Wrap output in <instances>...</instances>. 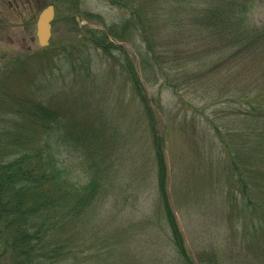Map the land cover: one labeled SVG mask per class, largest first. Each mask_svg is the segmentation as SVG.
<instances>
[{
	"label": "rangeland",
	"instance_id": "obj_1",
	"mask_svg": "<svg viewBox=\"0 0 264 264\" xmlns=\"http://www.w3.org/2000/svg\"><path fill=\"white\" fill-rule=\"evenodd\" d=\"M50 4L55 8L52 39L42 48L37 20ZM215 5L225 6L221 17L235 28L232 42L245 40L240 48L254 41H248L249 36L263 33L259 31L264 28V0H0V133L40 132L33 145H43L46 129L39 128L40 116L29 112L19 126L14 124L19 119L14 111L22 102L27 107L29 102L52 106L70 143L61 159L77 187L88 183L92 174L84 158L93 159L100 148L114 146L107 150L111 174L120 171L123 163L122 174L132 177L142 172L141 177L150 183L140 186L138 207L131 201L114 204V196L104 192L99 219L87 214L82 221L85 245L80 250L68 245L55 260L44 259L46 264H87L95 249L94 228L115 224L110 231L114 238L125 227V215L140 216L141 209L151 212L156 172L150 166L155 164L156 142L163 144L171 205L196 264L209 261L203 262L197 253L203 245L214 258L221 254L208 252V244L228 253L227 264H264L263 238H248L246 233L262 225L253 223L252 209H244V215L238 212L241 187L237 180L235 186L231 183L227 162L234 141L239 147L250 132L251 119L258 117L253 108L264 99V57L254 62H247L249 57L225 61L236 52L237 44L228 43L229 32L219 34L208 27L211 22L205 18ZM96 32L108 36L106 51L93 42ZM146 53L151 63L144 69ZM10 142L0 143V162L14 158L4 155L15 145ZM79 147L83 157L71 150ZM144 162L149 168L143 167ZM217 187L219 193L212 195ZM13 204L8 202L11 208ZM234 204L237 210L232 209ZM223 210L228 222L217 227ZM211 215L215 226L208 238L206 223ZM23 221L21 213L6 210L0 215V264H26L22 248L15 243V230L27 227ZM51 221L45 231L49 248L65 240L68 228H73L70 239L74 241L77 224L72 216L62 227ZM159 234L157 228L151 240ZM115 240L107 264H121L119 259L130 257L120 240ZM128 240L130 234L123 239ZM153 247L144 243L133 250L145 261L153 256ZM78 251L82 260L77 258Z\"/></svg>",
	"mask_w": 264,
	"mask_h": 264
},
{
	"label": "trees",
	"instance_id": "obj_2",
	"mask_svg": "<svg viewBox=\"0 0 264 264\" xmlns=\"http://www.w3.org/2000/svg\"><path fill=\"white\" fill-rule=\"evenodd\" d=\"M210 9L212 15L205 18L207 22H211L207 24L208 27L212 29L216 28L219 34L229 32L231 40L228 43L232 44V46L235 43L237 44L236 52L232 53L225 61L231 59L238 61L242 57H249L247 62H254L259 57H264V43L260 42V40L264 41V28L259 31H263V33L248 37V41L254 40L257 44L254 41H250L247 46L240 48V46H243L242 43H245V40L239 39L232 42V38L236 34L235 28H232L230 23L226 24V21L227 23L229 22L227 17L225 19L221 17L223 12H225V6L215 5ZM94 32L90 31V33ZM95 34L96 37L93 38V42L96 46L103 48L105 51L109 49L110 44L107 43L108 36L102 32H96ZM223 37L227 38V36ZM222 44L226 46L227 41L223 39ZM142 59H144V69L149 68L148 65L151 63L149 61L150 54H143ZM201 60L203 61L202 63H206L204 59ZM188 62L185 61L184 63ZM25 104L27 105L26 102H22V106H18V109L14 111L19 117L18 122H14V124L20 126L22 124L21 118L29 112L35 117L40 116L38 125L39 128L46 129V139L43 145H33L37 141L40 132L37 135L26 131L11 135L9 133L12 131L0 133V143L11 144V139L12 143L15 144L13 147H10L13 149L10 150L8 148V151L6 150L4 154L8 157L12 155L14 158L8 161L4 159L0 162V212L4 214L7 210L8 212L21 213L23 215V222L27 227L15 230L18 233L15 243L22 248L21 253L25 255L26 264H46L44 259L50 260L54 258L55 260L57 256L64 253L68 245L72 244L73 248H78V250L85 245V243L83 245V238L80 232L82 231V221L87 214H92L95 217L98 216L99 219L102 215V208L105 206L104 192L107 191L114 196V204L118 205L120 200H123L127 203L131 201L134 204L133 206L138 207L140 202V186L147 187V184L149 185L150 183H148L149 181L145 182V178L141 177L142 172L140 171L139 174L134 173L132 177L122 174L123 163H121L120 171L115 170L111 174L112 170L110 169L112 164L108 163L107 157L109 154L107 150L109 148H116L114 146L109 148L104 147V149L100 148L93 159L87 160V158H84L92 174L88 183L77 187L76 182H71L68 176V169H66L67 165L61 159L66 149L70 148V143L68 144L65 141V132L59 128L61 122L60 114L52 106H43L29 102L30 105L27 107ZM260 104L255 105L253 108V111L258 113V117L256 116L251 119L250 132L244 135L243 143L239 142V147H237V141H234L235 146L230 149L231 156H229L227 162L228 176L230 180H233L231 183L235 186V181H238L242 195L240 208L237 204H234L232 209L237 210L239 208L238 212L243 215L246 214L244 213V209H252L253 223L257 222L262 226L257 230H247V237L263 238L264 241V99L260 101ZM23 109H26V112ZM21 112L23 113L18 115ZM155 144V164L150 166V168H153L154 172H156V178L153 182L155 184L156 198L150 203V209L152 204L151 212L141 209L140 216L135 215L132 217L131 213L128 216L125 215L123 218L125 227L115 234L114 238L111 236L110 231L115 224L107 221L109 225L106 223L103 229L97 230L94 228L92 236L95 249L89 255L87 264H107L112 260V245L116 241L115 239L120 240L121 247L127 249L125 250L126 254L130 253L129 258L124 257L119 259L121 264H151L149 263L150 260L153 261V264H196L187 251L179 221L171 205L167 187L168 167L162 148L163 144L160 142H156ZM71 150L77 151L82 157L84 156L80 147ZM142 165L146 169L149 168L145 162ZM82 167L86 169L83 165ZM219 189V187L213 188L212 195L218 194ZM118 201L119 203H117ZM8 202H14L12 208L8 205ZM226 213L224 210L221 212L223 218L221 223L217 224V227L222 226V224L226 225L228 222L224 217ZM71 216L77 224V229L74 231V241L70 239L73 228H68L65 240L61 244L49 248L45 236V231L48 230L46 226L48 227L52 222L51 220H54V225L60 224L62 227ZM211 217L212 215L209 216V221L206 223L208 230L205 233L208 238L212 236V230L215 226ZM110 221L112 222L113 219H110ZM157 228L160 234L159 236H155L153 241L151 237L154 236ZM237 231L242 234L239 230ZM129 234L131 235V240H128V243H126L127 241L124 242L123 239ZM43 238L44 242L42 244ZM144 243H150L152 247L153 244L155 246L152 248L153 256H148L146 259L143 256L145 261H142V258H139L134 253L133 247L138 248L139 246H143ZM257 244L261 248L262 244ZM206 246L208 252L218 251L221 254L218 258H214L212 254H207L204 251L205 245H203L201 250L197 252L199 256L205 259L203 262L209 259L206 262L207 264H227V252L220 249L216 250L213 244ZM261 249H264V247ZM252 254L254 256V253ZM209 255H211L210 258H208ZM80 256L81 254L78 251V260H82ZM83 259L85 258L83 257ZM230 263L236 264L233 261ZM253 264H255L254 261Z\"/></svg>",
	"mask_w": 264,
	"mask_h": 264
},
{
	"label": "water",
	"instance_id": "obj_3",
	"mask_svg": "<svg viewBox=\"0 0 264 264\" xmlns=\"http://www.w3.org/2000/svg\"><path fill=\"white\" fill-rule=\"evenodd\" d=\"M55 16V8L48 5L42 10L37 20V39L40 47L46 48L52 39V21Z\"/></svg>",
	"mask_w": 264,
	"mask_h": 264
}]
</instances>
